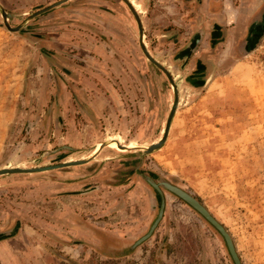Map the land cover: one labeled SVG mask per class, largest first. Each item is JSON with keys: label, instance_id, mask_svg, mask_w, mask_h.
<instances>
[{"label": "rangeland", "instance_id": "obj_1", "mask_svg": "<svg viewBox=\"0 0 264 264\" xmlns=\"http://www.w3.org/2000/svg\"><path fill=\"white\" fill-rule=\"evenodd\" d=\"M56 1L0 4L15 26ZM129 1L178 86L166 141L141 159L107 145L82 165L0 176V237L16 229L0 240V264H233L214 228L165 190L158 224L130 248L160 203L135 166L197 196L243 264H264V29L254 36L248 22L227 21L225 0H211L216 14L208 0ZM133 17L123 0H64L12 31L0 13V168L161 137L173 89L146 60ZM197 27L204 34L186 56Z\"/></svg>", "mask_w": 264, "mask_h": 264}, {"label": "water", "instance_id": "obj_2", "mask_svg": "<svg viewBox=\"0 0 264 264\" xmlns=\"http://www.w3.org/2000/svg\"><path fill=\"white\" fill-rule=\"evenodd\" d=\"M63 1L64 0H58V1H56L50 5L46 6L45 8H42L40 10H36V11L30 13L29 15L25 16L21 20V22H19L15 26H9L8 25L7 19L11 18L12 14L10 12L5 11L3 6L0 4V13H1V18H2V23L7 29H10L12 31H18V30H20L19 28L22 26L23 22L26 19H28L29 17H32L33 15H36L37 13L40 14L42 12H45L54 6L63 3ZM123 2L128 6V8L130 9L131 13L134 16L133 18L135 20V23H136V26L138 29V42H139L140 48H141L144 56L146 57V60L157 71H162L163 73H165V76H166L168 82L170 83V85L172 86V89H173V102H171V105L169 107L170 111H169V114L167 116V119H166V122L164 125V130L161 134V137L159 139H157L156 141H152L150 144H139V145H136L134 148H131V149H126L125 147H123V148H125V151H128V150L137 151L136 154L141 159V157L144 154L150 153L152 150L159 147L161 145V143H164L166 141L172 120L174 118V114L176 112L175 109L177 107V102H179L178 86L174 82L169 70L167 68H165L151 54L150 50H148V48L146 46V42L144 40V31H143V27L141 26V21L139 19L140 16H139L138 12L130 4L129 0H123ZM201 37H202V33L196 31L182 54L189 56L191 54L193 47L197 45V43L199 42ZM106 142H107V140L102 141L100 143L99 149L96 152L91 153V151H90L89 155L85 158H82V159H79V158L78 159H71L69 161L66 160V161H63V162H60L57 164L44 165V166H38V167L37 166L2 167V168H0V176L6 175V174H14V173H24V172H34V171L40 172V171L52 170V169H64V168H66L70 165H74V164L82 165L84 163L89 162L94 156H96L98 151L101 148L105 147ZM62 148L72 149V147L69 145L60 146V147L55 148V149L57 150V149H62ZM52 151L53 150L46 151L45 154L51 153ZM134 171L138 172L140 174V176L150 186H152L157 191L158 195L160 196V203H159L157 214H156L155 218L152 220V223L150 224L149 229H147L146 232L143 235H141L132 244V246L130 248H135L136 246H138L139 244H141L142 242L147 240L148 237L151 235L152 230L158 224V222H159V220L162 217V214L164 212V208H165V195H163V190H165V191L169 192L170 194L178 197L180 200H182L184 203H186L193 210L195 209L214 228V230L217 232V234L222 238V240L225 244L226 250L228 252V255L231 258L233 264H243V262L240 258V255H239L238 251L236 250V246H235V243L233 241V238H232V236H230L229 232L226 230V227L212 215V213L206 208V205L197 196L191 195L188 191L179 187V185L173 183L172 181H170L166 178H163V176H158L157 178H153L152 176H149L146 173L139 172L138 166L134 167ZM0 238H3V237H0Z\"/></svg>", "mask_w": 264, "mask_h": 264}, {"label": "crops", "instance_id": "obj_3", "mask_svg": "<svg viewBox=\"0 0 264 264\" xmlns=\"http://www.w3.org/2000/svg\"><path fill=\"white\" fill-rule=\"evenodd\" d=\"M175 1V0H172ZM180 3H182L183 0H176ZM193 0H185V4L187 6L188 3L192 2ZM224 7L227 5L228 12L224 11L226 13V20H232L233 18L238 19L241 22H248L252 27V30L257 27L259 29L258 32H262L264 29V24H259L260 18L264 16V0H225V4L223 3ZM206 6V9L210 12L215 13L217 10H219V4L216 1H211L208 0V3ZM205 6L202 7V9H205ZM219 7V8H218ZM191 13L189 14V20L194 17V20L200 19L201 15L197 14L195 15V12L191 16ZM216 14V13H215ZM230 23V22H229ZM217 26L219 24H216ZM220 26V25H219ZM223 27V26H220ZM196 30L198 32H201L204 34V29L201 27H197ZM220 30V28H219ZM12 231V232H11ZM16 234V229L13 231L11 229L8 232H3L1 234V242L4 241L3 239L6 238L7 236H14Z\"/></svg>", "mask_w": 264, "mask_h": 264}, {"label": "bare ground", "instance_id": "obj_4", "mask_svg": "<svg viewBox=\"0 0 264 264\" xmlns=\"http://www.w3.org/2000/svg\"><path fill=\"white\" fill-rule=\"evenodd\" d=\"M130 4H131V2H130ZM107 145H111V146L115 147L117 150H125V148L126 149H131V148H134L136 146V145L135 146L133 145V147H131V148H129L127 146L126 147L125 146H120V144L118 142H114V141H107L105 146H107ZM99 146H100V144L94 149V152H96L99 149ZM123 147H125V148H123Z\"/></svg>", "mask_w": 264, "mask_h": 264}, {"label": "flooded vegetation", "instance_id": "obj_5", "mask_svg": "<svg viewBox=\"0 0 264 264\" xmlns=\"http://www.w3.org/2000/svg\"><path fill=\"white\" fill-rule=\"evenodd\" d=\"M264 24V16L262 17V18H260V20H259V24ZM253 32H252V35H254L255 36V34L259 31V29L257 28V27H255L253 30H252Z\"/></svg>", "mask_w": 264, "mask_h": 264}]
</instances>
